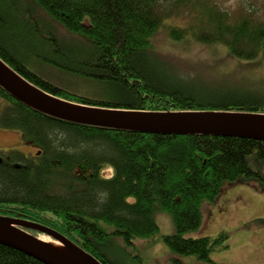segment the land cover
<instances>
[{
	"label": "trees",
	"instance_id": "1",
	"mask_svg": "<svg viewBox=\"0 0 264 264\" xmlns=\"http://www.w3.org/2000/svg\"><path fill=\"white\" fill-rule=\"evenodd\" d=\"M204 2L194 7L198 15L189 27L171 28L174 39L192 35L202 43H223L240 59L264 52V21L235 19ZM44 19L50 23L40 27ZM161 20L159 0H0V56L39 87L81 105L264 113V95L224 83H189L172 74L153 54ZM59 25L68 33H58ZM36 57L46 61L40 66L97 79L105 96L43 79L32 71L39 65ZM0 94L5 100L0 126L19 130L41 150L40 155L18 148L2 152L0 215L50 226L104 264H134L131 255L141 260L136 240L152 239L162 212L170 215L174 231L163 234L170 254L159 264H186L185 255L217 264L211 252L228 247V233L191 232L210 218L207 206L226 181L264 180L262 140L73 123L27 106L1 86ZM108 166L113 172L102 174ZM0 264L45 263L0 244Z\"/></svg>",
	"mask_w": 264,
	"mask_h": 264
},
{
	"label": "rangeland",
	"instance_id": "2",
	"mask_svg": "<svg viewBox=\"0 0 264 264\" xmlns=\"http://www.w3.org/2000/svg\"><path fill=\"white\" fill-rule=\"evenodd\" d=\"M204 1L229 11L235 19L250 17L264 21V0H159L162 24L152 37L156 59L176 77L189 83H224L234 90L264 95V52L251 59H240L233 56L223 43H202L192 35L181 40L172 37L171 28L189 27L198 15L194 7L196 4L205 3ZM46 22L48 24L50 20L44 19L40 27L47 25ZM56 30L58 33H68L61 25ZM38 59L40 58L36 57L33 60L39 62V65L32 68V71L43 79L53 80L59 86L78 93L94 97L105 96L103 91L106 87L97 82V79L64 74L54 65L40 66L46 61ZM4 103L5 100L0 94V110ZM13 148L29 155H34L37 150L32 144L23 142L19 130L0 126V156L2 152ZM253 166L255 167L254 164ZM112 172L113 168L110 166L102 170L104 175ZM262 172L264 177V170ZM222 188L215 202L207 206L210 218L205 216L202 227L191 233L213 236L221 232L228 233V247H216L211 252V258L217 264H264V180L250 178L243 183L239 179L226 181ZM162 213L156 215L160 228L152 239L136 240L135 245L139 248L142 259L129 256L134 264H159L160 260L167 259L170 254L163 234L173 232L174 223L168 213ZM43 239L53 242L48 238ZM129 250L134 254L133 247L130 246ZM183 260L186 264H209L198 261L194 255H185Z\"/></svg>",
	"mask_w": 264,
	"mask_h": 264
},
{
	"label": "water",
	"instance_id": "3",
	"mask_svg": "<svg viewBox=\"0 0 264 264\" xmlns=\"http://www.w3.org/2000/svg\"><path fill=\"white\" fill-rule=\"evenodd\" d=\"M0 86L27 106L73 123L134 132L234 136L264 141V113L160 112L81 105L61 99L39 87L1 56ZM29 230L45 234L53 242L44 240ZM0 244L19 250L45 264H104L91 252L50 226L5 215H0Z\"/></svg>",
	"mask_w": 264,
	"mask_h": 264
},
{
	"label": "flooded vegetation",
	"instance_id": "4",
	"mask_svg": "<svg viewBox=\"0 0 264 264\" xmlns=\"http://www.w3.org/2000/svg\"><path fill=\"white\" fill-rule=\"evenodd\" d=\"M23 142H26V141H24L23 140ZM29 144H32V143H28L27 142V145H29ZM34 147H37L36 145H34V144H32ZM24 152V151H23ZM25 153V152H24ZM37 155H40V153H41V150L37 147V150H36V152H35ZM26 155H29L28 153H25ZM0 161H1V158H0Z\"/></svg>",
	"mask_w": 264,
	"mask_h": 264
},
{
	"label": "bare ground",
	"instance_id": "5",
	"mask_svg": "<svg viewBox=\"0 0 264 264\" xmlns=\"http://www.w3.org/2000/svg\"><path fill=\"white\" fill-rule=\"evenodd\" d=\"M43 238H48V239H50V240H51V238H49V237H47V236H43V237H42V239H43Z\"/></svg>",
	"mask_w": 264,
	"mask_h": 264
}]
</instances>
